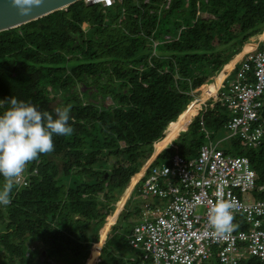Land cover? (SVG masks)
Segmentation results:
<instances>
[{"label": "trees", "instance_id": "1", "mask_svg": "<svg viewBox=\"0 0 264 264\" xmlns=\"http://www.w3.org/2000/svg\"><path fill=\"white\" fill-rule=\"evenodd\" d=\"M160 2L98 9L79 1L0 32V113L10 107L8 97L49 112L51 101L62 98L74 129L54 136L53 152L29 162L25 182L15 179L10 205L0 207V256H11L10 264L13 256L25 255L28 264L69 254L89 259L114 203L138 179L134 175L154 144L166 129L176 135L202 106L191 102V90L195 95L211 86L223 66L264 31V0H172L167 10ZM168 18L174 25L166 26ZM226 116L217 103L202 109L154 164L175 152L196 156L208 142L200 122L214 141L225 132ZM223 150L249 159L256 185L263 186L252 198L264 200V140L249 150L233 138ZM106 156L112 165L103 164ZM98 161L106 170L100 172ZM128 203L105 241L114 244V254L99 264H139L138 252L133 261L125 258L134 224L129 217L139 212L137 206L127 211ZM28 242L35 248L28 249ZM242 264L261 263L251 257Z\"/></svg>", "mask_w": 264, "mask_h": 264}, {"label": "built area", "instance_id": "2", "mask_svg": "<svg viewBox=\"0 0 264 264\" xmlns=\"http://www.w3.org/2000/svg\"><path fill=\"white\" fill-rule=\"evenodd\" d=\"M171 1L162 0L160 7L167 10ZM81 2L107 9L123 0ZM251 47L216 95H209L212 102L203 103L204 108L216 103L225 108L226 139L236 138L249 150L264 140V38ZM200 125L208 142L196 156L175 152L167 161H152L142 169L132 190L141 200L128 245L139 253V264H242L251 257L264 264V200L251 199L263 186L256 185L257 174L246 156L225 153L223 139L211 141L202 121ZM16 180L24 183V175ZM220 198L235 205L234 229L225 237L212 235L208 224V208ZM100 252L101 247L94 264ZM39 261L46 264L43 258Z\"/></svg>", "mask_w": 264, "mask_h": 264}, {"label": "clouds", "instance_id": "3", "mask_svg": "<svg viewBox=\"0 0 264 264\" xmlns=\"http://www.w3.org/2000/svg\"><path fill=\"white\" fill-rule=\"evenodd\" d=\"M11 2L13 6L20 10L21 14H25L30 7L39 5L41 0H11ZM207 99L208 97L204 101ZM4 102L5 100H0V105ZM207 102L211 103L212 100L209 99ZM7 103L10 107L0 113V177L4 180V183L0 185V207L10 205L14 181L25 173L29 162L36 160L41 154L53 152V137L69 136L74 131L69 123L71 118L69 106L57 107L49 112L42 111L36 105L18 100L15 97H8ZM202 109H205L203 104L194 117ZM219 139L223 138H218L217 140ZM155 157L149 158L145 163L153 161L152 164H154ZM144 164L134 177L140 175L142 169L148 163ZM234 207L235 205L231 201L223 198L211 204L207 215L212 235L225 237L233 231L234 217L232 210ZM86 262L87 259L85 264Z\"/></svg>", "mask_w": 264, "mask_h": 264}, {"label": "rangeland", "instance_id": "4", "mask_svg": "<svg viewBox=\"0 0 264 264\" xmlns=\"http://www.w3.org/2000/svg\"><path fill=\"white\" fill-rule=\"evenodd\" d=\"M123 3H135V1L134 0H123ZM185 3H187V2H185ZM98 9H101L100 8V6H98L97 7ZM182 10V9H181ZM204 16V18H210L209 17V15H203ZM111 17V16H110ZM107 19L109 20V18L107 17ZM179 21H181L182 22V20H179ZM166 26L168 27V25L169 26H172V25H174V20H172V19H170V18H168V20L166 21ZM83 26V28H85V25L83 24L82 25ZM258 33L259 34H255L254 36H252L251 37V41H250V44H255L257 41H258V39H259V36L260 37H262V38H264V31L262 30V32L260 33V31H258ZM251 45H246L244 48H243V51L241 52V53H239L229 64H237L240 60H241V58H243L244 57V55H245V53L248 51V50H250L251 49V47H250ZM241 55V57L240 58H238V56H240ZM238 58V59H237ZM237 59V60H236ZM235 61V62H234ZM229 64H227L226 66H225V68L222 70V72H224L223 74H224V76H225V74L227 73V71L232 67V66H230ZM228 67V69H226ZM220 74H218V75H216L215 77H213L212 79H213V81L215 82V81H217V79H218V76H219ZM212 79L211 80H209L208 82H206L205 84H203V85H207V84H209V83H211V81H212ZM219 79L222 81V79H223V77H219ZM220 81V82H221ZM216 84V83H215ZM220 87V86H219ZM219 87H218V89H219ZM197 88V87H196ZM191 94L193 95V100L191 101L192 103H194V105H198L199 107L202 105V103H203V101L206 99L205 98V96L203 95V88L200 90V92H197L195 95H196V97H195V95H194V93H193V90H191ZM212 96H215L216 95V93H213V94H211ZM208 99H210V97L208 96ZM212 99V98H211ZM199 100H200V103H199ZM62 101H63V99L62 98H56V99H54L53 101H51V103H50V106L53 108V109H55V108H57V107H60V108H63L64 107V105L62 104ZM194 101H196V102H194ZM190 102V103H191ZM106 104H110V100H106ZM196 115V114H195ZM192 119H193V117L190 119V122L192 121ZM189 122V123H190ZM189 123H186V125H187V128H188V125H189ZM186 125L179 131V132H177V133H183V132H185L186 130H187V128H186ZM186 128V129H185ZM167 130V129H166ZM166 130L164 131V137H163V139L161 140V141H159V142H156L155 144H154V146H153V151H152V154H151V157L150 158H152V157H154L155 155H154V153L156 152V149L157 150H162L163 148H165L166 146H167V144H168V142L173 138V137H175L176 135H171L170 133H167L166 132ZM167 133V134H166ZM179 136V135H178ZM177 136V137H178ZM228 136V133L227 132H224L223 134H222V138H223V142L221 143V147H222V149H229V145H230V142H231V139H226V137ZM176 137V138H177ZM176 138H174V139H176ZM173 139V140H174ZM173 140H171V144H168V146L169 145H172V142H173ZM157 144V145H156ZM159 153V152H158ZM108 156V155H107ZM105 157V161L104 160H102V162H103V164H106V163H109L108 164V166L109 165H112L113 164V162H114V160L112 159V158H108V157ZM112 163V164H111ZM147 163H149V162H147ZM147 163H145L144 165H146ZM102 164V165H103ZM94 165H96V166H98L99 167V170H100V172H102L103 170H106V168H104V167H100V165H101V161H98L96 164H94ZM92 167H94V166H92ZM132 180V179H131ZM131 180L129 181V183L131 182ZM136 180H137V178L130 184V185H127L126 187H125V189L123 190V192L121 193V195H120V197H118L117 198V202H115L114 203V207H113V209L111 210V212L109 213V215H108V217H107V219H106V224L104 225V227L99 231V240L97 241V242H95L97 245H101L102 244V251L100 252V256H99V258L101 257V259H102V261L104 260H107V259H109L112 255L111 254H114V252H112V250H113V246H114V244L112 243V242H110V243H108L106 246H104L105 245V241L111 236V230H112V227H113V225L115 224L114 222H115V219H116V217H117V215H119V213H120V211L124 208V206H125V204L127 203V200L129 201V203H128V206L126 207L127 208V211H130L131 213H133L134 212V208H135V206H137L138 207V205H139V201L141 200L140 199V197H139V195L137 194V192L134 190L133 192H132V190H133V187H134V183L136 182ZM128 183V184H129ZM132 192V193H131ZM251 199H252V195H251ZM116 215V217L114 218L112 215ZM129 220L130 221H133L134 223L135 222H137V220H138V217H136V216H134V215H132L131 217H129ZM105 240V241H104ZM27 246H28V249H30V250H32V249H34L35 248V246L32 244V243H30V242H28L27 244H26ZM93 246L94 245H92V248H93ZM115 247V246H114ZM116 248V247H115ZM128 248V247H127ZM39 251H41V247L38 249ZM120 250V249H119ZM123 249H121V251H122ZM91 251H92V249H91ZM91 251H90V253H91ZM128 251L129 252H127V254H125V258H128V259H131V257H133V259L136 257V253H135V251L134 250H132V249H128ZM106 252V253H105ZM26 253V252H25ZM89 253V254H90ZM101 253H103V255H101ZM104 253H105V255H104ZM33 254V253H32ZM31 254V255H32ZM3 255L4 254H2L1 256H0V264H10L9 262H8V260L11 258V256H7V257H3ZM123 256H124V254H123ZM12 260L14 261V263L13 264H28V263H26V261L28 260L27 259V257H26V255L24 256V257H22V256H13V258H12ZM21 260H23L22 262H21ZM50 260H52V262H53V264H85V261L86 260H82V259H80V257H77V256H71L70 254L69 255H63V256H55V257H53V259H50ZM110 262V261H109ZM92 263V261L90 260V261H87V263L86 264H91ZM111 263H112V261H111Z\"/></svg>", "mask_w": 264, "mask_h": 264}, {"label": "water", "instance_id": "5", "mask_svg": "<svg viewBox=\"0 0 264 264\" xmlns=\"http://www.w3.org/2000/svg\"><path fill=\"white\" fill-rule=\"evenodd\" d=\"M81 0H41L25 14L13 6L11 0H0V32L20 27L26 23L45 17L55 11L63 10Z\"/></svg>", "mask_w": 264, "mask_h": 264}, {"label": "bare ground", "instance_id": "6", "mask_svg": "<svg viewBox=\"0 0 264 264\" xmlns=\"http://www.w3.org/2000/svg\"><path fill=\"white\" fill-rule=\"evenodd\" d=\"M251 47V46H250ZM252 48V47H251ZM242 59V58H241ZM220 81L221 80H217V81H215V82H213V84L211 85V86H208V87H206V88H203V95L205 96V98H207L209 95H211V94H213V93H215L216 92V90H217V88H218V86H219V83H220ZM216 83V84H215ZM194 102H196V101H194ZM199 103H200V100H199ZM203 104V103H202ZM189 123V122H188ZM186 125V124H185ZM187 126V125H186ZM158 154V153H157ZM156 154V155H157ZM155 155V156H156ZM154 156V157H155ZM154 157H152V158H154ZM137 176V175H136ZM139 177V176H138ZM102 246V244L101 245H97L96 243L94 244V246H93V248H92V251H91V253H90V257H89V259H87V261H92V263L91 264H94V262H95V260H96V257H97V255H98V250H99V248ZM87 263V262H86Z\"/></svg>", "mask_w": 264, "mask_h": 264}, {"label": "crops", "instance_id": "7", "mask_svg": "<svg viewBox=\"0 0 264 264\" xmlns=\"http://www.w3.org/2000/svg\"><path fill=\"white\" fill-rule=\"evenodd\" d=\"M261 36V35H260ZM260 38V37H259ZM259 40V39H258ZM246 45H252V44H250V43H248V44H245L243 47H242V50L239 52V53H241L242 51H243V48L246 46ZM238 53V54H239ZM237 54V55H238ZM237 55H235L231 60H229L224 66H223V68L221 69V71L218 73V74H220L221 72H222V70L225 68V66L227 65V64H229ZM236 66V64L234 63L233 65H232V67L227 71V73L225 74V76L223 77V79H222V81L219 83V86L221 85V83H223L225 80H226V77L230 74V71L234 68ZM217 74V75H218ZM218 86V87H219ZM198 113V112H197ZM194 117V116H193ZM190 122V121H189ZM186 128H187V126H186ZM185 128V129H186ZM180 133H177V135L175 136V137H173L171 140H173L174 138H176L178 135H179ZM171 140L168 142V144H171L170 142H171ZM212 141V140H211ZM167 144V145H168ZM117 217H118V215H117ZM117 217H116V219H115V222H116V220H117ZM114 222V223H115ZM114 226V225H113Z\"/></svg>", "mask_w": 264, "mask_h": 264}]
</instances>
